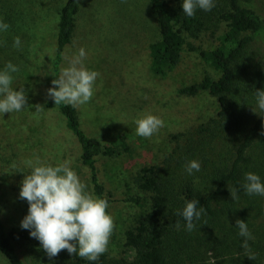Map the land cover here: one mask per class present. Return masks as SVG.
Listing matches in <instances>:
<instances>
[{
	"label": "rangeland",
	"instance_id": "rangeland-1",
	"mask_svg": "<svg viewBox=\"0 0 264 264\" xmlns=\"http://www.w3.org/2000/svg\"><path fill=\"white\" fill-rule=\"evenodd\" d=\"M65 0H0V21L10 25L7 31H0V71H3L8 62L16 65L20 70L11 73L13 76L12 88H24L28 97V105L19 112L0 115V146L6 143V149L0 147V208L6 206L13 208V214L18 215L16 227L20 228L22 219L27 215L28 202L21 199L18 204L13 197L15 186H7L5 171L7 165L16 171L22 164H18L15 157L16 148L11 142L16 136H22V142L34 143L35 148L43 145L44 141L36 145L37 138L34 134H50L53 141L58 142L56 148L60 153L69 152L67 140L72 141V147L77 142L76 136L69 129L66 118L56 107L46 104L48 88L52 87L51 59L56 52L58 33L59 11ZM103 2L101 8L96 9L92 3ZM83 0V10L78 17V26L72 42L67 47L65 67L69 60L78 55L79 49L84 48L86 58L84 66L88 70L100 73L94 84V94L89 102L77 107L80 114L81 127L88 134L98 137L104 143L116 140L124 135L131 151L118 156V158H102L101 175L107 186H112L109 176L118 167L125 169L129 176L135 174L142 166L160 163L169 158L175 147L174 134H182L187 141L188 133L197 129L201 124L210 123L212 118L218 116V105L215 97L203 90L195 95H186L180 89L199 83L209 74L214 78L219 76V71L207 62L199 50L212 49L220 42L219 36L226 30L225 21L215 20L210 23L197 36L186 33L188 42L198 50L186 51L179 65L166 75L155 74L151 70V57L148 45L159 38V31L154 14L146 0ZM175 4L176 0H165ZM215 3V1H214ZM129 4V6H126ZM136 8L133 9L132 6ZM91 7L93 9H91ZM124 8V12H123ZM254 8L264 17V0H255ZM127 11L129 14H127ZM131 11V12H130ZM16 37L21 40L19 49L13 47ZM246 71L249 66L260 64L264 67V40L255 41L250 47L247 57L243 59ZM243 64V62H242ZM64 67V68H65ZM62 71V70H61ZM243 74V67L239 70ZM20 78V79H19ZM19 79V80H18ZM246 84H244L245 87ZM247 90L251 88L245 87ZM246 100L242 99L241 106L245 108L243 119H256L259 115L252 111L256 107L255 93L246 92ZM41 104L44 110L37 112L34 105ZM147 114L156 115L164 121V126L151 138H144L136 134V120ZM1 121L7 128L3 127ZM123 122V123H122ZM20 124L32 126L31 133L27 127H22L23 132H18ZM17 130V131H16ZM36 130V131H35ZM94 133V134H93ZM50 139V143H51ZM8 145V146H7ZM232 145V143H231ZM24 146V144H23ZM18 147L22 150L20 144ZM26 148V145L24 146ZM28 154L35 155L31 160L45 164L48 153L36 156L33 147ZM219 154H210L214 158L225 159L223 146H218ZM42 147L40 150H43ZM46 151V150H45ZM41 152V151H39ZM257 155H262L259 147L254 150ZM55 154V153H54ZM46 157V158H45ZM230 157V156H229ZM228 157V159H229ZM217 158V160H218ZM225 162V161H220ZM220 165V163H218ZM58 165L54 163L52 166ZM72 165V162H69ZM72 169L77 172L74 166ZM5 170V171H4ZM26 166L25 175L30 172ZM79 178L86 184V191L90 194L87 171L80 169ZM197 176L199 185L204 184L209 176ZM24 175V176H25ZM23 176V178H24ZM23 178L18 181L22 182ZM4 181V182H3ZM200 182V183H199ZM18 183L16 184L18 186ZM88 184V185H87ZM131 191L138 193L133 184ZM129 190V187H126ZM16 190V195L19 194ZM143 197L149 195L141 193ZM124 217L132 219L144 212L139 206H124ZM237 219L244 220L254 239L248 240L251 252L264 250V196L252 195L240 198L234 206L220 212L219 220L212 226L211 231L205 235L202 244V253L197 260L186 258L184 264H254L242 248L244 237L239 235L235 226ZM13 225L14 217H12ZM126 222L115 225L110 237L107 253L112 255L124 254L122 227ZM222 224V225H221ZM12 226V225H11ZM235 230L234 232L232 231ZM200 232L204 230L200 228ZM231 236L230 245L236 255L230 256L226 250L224 236ZM21 258L27 264H64L69 253L49 258L40 242L35 238L22 240L19 244ZM64 256V257H63ZM0 264H11L0 251Z\"/></svg>",
	"mask_w": 264,
	"mask_h": 264
},
{
	"label": "trees",
	"instance_id": "trees-1",
	"mask_svg": "<svg viewBox=\"0 0 264 264\" xmlns=\"http://www.w3.org/2000/svg\"><path fill=\"white\" fill-rule=\"evenodd\" d=\"M146 1L154 14L159 31V38L148 45L151 70L158 75L173 71L186 51L198 50L188 42L186 33L197 36L211 26L210 23H217L213 21V16H216L217 21L226 22L227 28L219 36V44L212 49L199 50L201 56L219 71V76L214 78L206 74L199 83L180 89V92L186 95H195L203 90L209 92L217 101L218 116L212 118L210 123L201 124L188 133L187 141L181 137L182 134H174L175 147L165 161L142 166L132 176H129L125 169L118 167V171L109 176L112 183L110 187L102 178L101 161L102 158H118L131 151L125 136L120 135L116 140L104 143L94 133V136L88 135L81 127L77 107L55 105L49 97L46 104L58 108L66 118L69 129L76 136L77 142L73 147V142L67 140L69 152L73 157L68 153H60L56 148L58 142L53 141L48 132L34 134L38 140L36 145L41 143L39 141H44L43 145L37 148L34 143H23L22 136H16L8 143L9 146L13 145L11 148L17 149L16 153L20 151L15 159L22 166L16 171L7 165L3 182L9 187L15 186L16 190L20 191L21 182L18 181L25 175L26 166L30 168V163L37 164L31 160L35 155L28 154L32 150L30 147H33L36 156L41 153L45 156L49 152L44 165L52 166L54 163L71 161L72 165L69 166L77 169L78 176L80 169L85 168L92 195L107 200L106 211L113 217L115 225L126 222L122 227L124 254L112 255L105 252L95 262L69 254L64 264H184L186 258L192 257L196 261L202 253V244L206 242L204 237L219 220L220 212H225L226 208L234 206L237 202L232 200L228 187L236 188L240 199L249 196L243 187L246 183V173L257 174L261 183H264V135H261L264 131V117L259 115L254 120L243 119L245 108L241 106L242 99H247L246 92L254 94L257 89H264V67L256 64L253 68L249 66V71H246L247 64L244 65L243 61L253 43L261 38L264 40V17L254 8L255 0H214L215 6L210 11L198 8L193 17H188L183 12V0H176L175 4H169L165 0ZM92 5L98 9L103 2L95 1ZM132 8L136 7L133 5ZM82 10L83 0H65L60 8L56 52H53L51 59L52 80L58 77L65 67L67 47L75 36ZM242 67L244 71L240 75L239 70ZM244 84L252 90H247ZM1 124L6 128L8 126L2 121ZM22 127L28 128L27 134H32L33 125L20 124L18 132H23ZM19 144L24 150L18 147ZM219 145L223 146L230 157L222 160L217 157V160L210 156L214 153L218 156ZM0 147L6 149V143ZM42 147L44 151L40 150ZM257 147L261 149L262 155L254 153ZM191 160L200 162L201 168L200 171L189 175L185 165ZM208 169V180L199 185L197 176L206 175ZM130 184H133L135 190L138 189L137 194L131 191ZM126 187H129V190ZM16 190L13 197L21 204ZM141 193H146L149 197L145 198ZM190 200H198V210L201 207L205 209L200 219L194 220L195 228L191 232L186 230V221L178 215ZM127 205L139 206L144 212L128 222L123 212L124 206ZM15 216L19 217L13 214L12 207L0 208V251L11 264H27L20 256L19 244L22 240L32 237L29 230L15 226L20 220ZM177 221L180 224L179 230L176 228ZM200 228L204 230L203 233ZM232 231L235 230L232 228ZM230 238L226 233L224 242L227 253L234 260L233 255L236 253L232 248L235 245L229 244ZM61 253L65 255L68 252L63 250ZM254 264H264V250L256 256Z\"/></svg>",
	"mask_w": 264,
	"mask_h": 264
},
{
	"label": "clouds",
	"instance_id": "clouds-1",
	"mask_svg": "<svg viewBox=\"0 0 264 264\" xmlns=\"http://www.w3.org/2000/svg\"><path fill=\"white\" fill-rule=\"evenodd\" d=\"M215 6L214 0H183L182 10L188 17H193L196 10L210 11ZM10 25L0 21V31H7ZM21 40L16 37L13 47L19 49ZM86 52L80 48L78 55L73 56L68 66L63 68L59 76L52 80L53 87L48 88L47 96L55 105H70L78 107L91 100L94 94V84L100 73L88 70L84 66ZM19 68L8 62L0 71V115L19 112L28 105V97L24 88H12L13 76ZM256 107L252 111L261 117L264 113V89L255 92ZM37 112L44 110L43 105L36 104ZM123 123V122H122ZM136 134L151 138L164 126V121L156 115L147 114L136 120ZM264 135V131L261 132ZM30 172L21 182L19 198L28 202L27 215L21 221V228L29 230L32 238L40 242L49 258L59 255L63 250L89 261H98L108 250L110 237L114 231L113 217L106 211V199L94 197L86 191V184L65 161L56 166L44 165L37 162L29 164ZM201 164L191 160L185 165L189 175L200 171ZM246 183L243 185L248 195L264 196V183L252 172L245 174ZM232 200H239L236 188H229ZM198 200L186 202V206L178 215L186 221V230L195 228L194 220H199L205 209H197ZM235 226L239 235L244 237L242 248L250 260H255L248 240L254 239L244 220L237 219ZM179 230V221L176 223Z\"/></svg>",
	"mask_w": 264,
	"mask_h": 264
}]
</instances>
